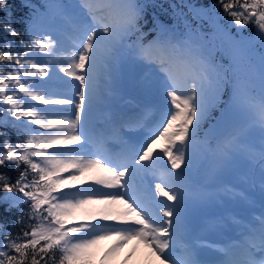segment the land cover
<instances>
[{
  "label": "snow or ice",
  "instance_id": "snow-or-ice-1",
  "mask_svg": "<svg viewBox=\"0 0 264 264\" xmlns=\"http://www.w3.org/2000/svg\"><path fill=\"white\" fill-rule=\"evenodd\" d=\"M19 7L0 0V264H264V0Z\"/></svg>",
  "mask_w": 264,
  "mask_h": 264
},
{
  "label": "rangeland",
  "instance_id": "rangeland-1",
  "mask_svg": "<svg viewBox=\"0 0 264 264\" xmlns=\"http://www.w3.org/2000/svg\"><path fill=\"white\" fill-rule=\"evenodd\" d=\"M98 115H99V117L100 118H103L106 114L105 113H103V112H101V113H98ZM257 143H258V137H257ZM203 182V181H202ZM205 238L206 239H213V237H211V236H205ZM129 246V247H128ZM131 247V248H130ZM132 249V246H130V244L129 245H127L123 250H122V252L119 254V256L118 257H116L114 260H112L111 262H110V264H121V262L122 261H124V260H127V264H142V261H143V259L142 260H140L142 257L141 256H144V254H146L147 253V250H144V249H141V250H138L136 253H134L133 255H132V257L131 258H127V256H126V253L127 252H129L130 250ZM134 256V257H133ZM137 259H136V258ZM136 259V260H135ZM96 264H99V258L97 257L96 258ZM138 260V261H137ZM119 261V262H118ZM137 261V262H136Z\"/></svg>",
  "mask_w": 264,
  "mask_h": 264
},
{
  "label": "trees",
  "instance_id": "trees-1",
  "mask_svg": "<svg viewBox=\"0 0 264 264\" xmlns=\"http://www.w3.org/2000/svg\"><path fill=\"white\" fill-rule=\"evenodd\" d=\"M205 2H209V0H205ZM12 3L15 5V8L14 10L17 12V14H19L21 12V9L19 7L20 5V0H12ZM165 7H167V3L165 2ZM3 16V13L0 12V17ZM4 33L2 32V30H0V36H2ZM260 48H259V45H256V51L253 55V60L254 62H257L258 63V60H259V53H260ZM96 258L94 259V264H96Z\"/></svg>",
  "mask_w": 264,
  "mask_h": 264
},
{
  "label": "bare ground",
  "instance_id": "bare-ground-1",
  "mask_svg": "<svg viewBox=\"0 0 264 264\" xmlns=\"http://www.w3.org/2000/svg\"><path fill=\"white\" fill-rule=\"evenodd\" d=\"M98 117H99V115H98ZM99 118H100V117H99ZM130 246H132V245L130 244ZM128 247H129V246H128ZM130 248H131V247H130ZM145 255H146V254H144V256H145ZM144 256H141L142 258H141L140 260H142V259L144 258ZM133 257H134V256H133ZM135 258H136V257H135ZM136 259H137V258H136ZM136 259H135V260H136ZM137 261H138V260H137ZM137 261H136V262H137ZM118 262H119V261H118ZM137 264H138V263H137Z\"/></svg>",
  "mask_w": 264,
  "mask_h": 264
}]
</instances>
